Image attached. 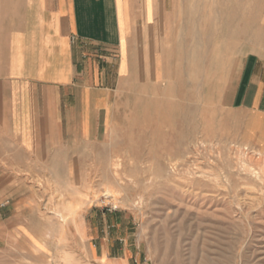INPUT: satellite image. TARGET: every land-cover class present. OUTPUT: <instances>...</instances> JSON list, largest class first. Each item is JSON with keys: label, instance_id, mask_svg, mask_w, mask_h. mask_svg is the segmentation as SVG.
<instances>
[{"label": "rangeland", "instance_id": "1", "mask_svg": "<svg viewBox=\"0 0 264 264\" xmlns=\"http://www.w3.org/2000/svg\"><path fill=\"white\" fill-rule=\"evenodd\" d=\"M212 6V96L198 87L144 111L120 104L100 149L86 144L74 160L64 152L51 167H0V264L125 254L135 264H264V133L256 145L221 124L235 65L264 54V0Z\"/></svg>", "mask_w": 264, "mask_h": 264}, {"label": "crops", "instance_id": "2", "mask_svg": "<svg viewBox=\"0 0 264 264\" xmlns=\"http://www.w3.org/2000/svg\"><path fill=\"white\" fill-rule=\"evenodd\" d=\"M210 1L0 0V167H51L64 152L74 160L86 144L100 149L120 104L144 111L167 92L182 102L198 87L212 96ZM199 65L200 83L191 75ZM222 90V126L261 145L264 54L245 55ZM131 259L102 255L100 263Z\"/></svg>", "mask_w": 264, "mask_h": 264}, {"label": "bare ground", "instance_id": "3", "mask_svg": "<svg viewBox=\"0 0 264 264\" xmlns=\"http://www.w3.org/2000/svg\"><path fill=\"white\" fill-rule=\"evenodd\" d=\"M256 5V4H255ZM259 13V12H258ZM257 13V14H258ZM255 14V13H254ZM264 14V13H263ZM263 22H264V16H263ZM189 104H188V108H187V114H186V117H187V119H189V117H190V114H191V112H190V109H189ZM108 194V193H107ZM108 196V195H107ZM105 197V196H104ZM59 217V226H60V228H64V227H66V225L64 224V220H65V217L64 216H62V215H60V216H58Z\"/></svg>", "mask_w": 264, "mask_h": 264}, {"label": "built area", "instance_id": "4", "mask_svg": "<svg viewBox=\"0 0 264 264\" xmlns=\"http://www.w3.org/2000/svg\"><path fill=\"white\" fill-rule=\"evenodd\" d=\"M109 207H111V206H109ZM108 210H117L116 208H113V207H111L110 209H108Z\"/></svg>", "mask_w": 264, "mask_h": 264}]
</instances>
